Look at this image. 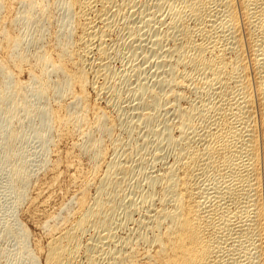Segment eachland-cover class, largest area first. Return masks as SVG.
Here are the masks:
<instances>
[{"label":"bare ground","instance_id":"bare-ground-1","mask_svg":"<svg viewBox=\"0 0 264 264\" xmlns=\"http://www.w3.org/2000/svg\"><path fill=\"white\" fill-rule=\"evenodd\" d=\"M0 48V161L16 205L47 163L26 156L25 137L46 155L74 129L90 159L73 162L66 213L40 219L44 264H264V0H0Z\"/></svg>","mask_w":264,"mask_h":264},{"label":"rangeland","instance_id":"rangeland-1","mask_svg":"<svg viewBox=\"0 0 264 264\" xmlns=\"http://www.w3.org/2000/svg\"><path fill=\"white\" fill-rule=\"evenodd\" d=\"M15 5V7L13 6L12 7V10L14 11H12L15 15H17V12H19V11H17V9L18 10H20L19 8H21V5H19V4H14ZM14 9H16V10H14ZM11 12V15L13 14ZM13 14V15H14ZM14 15V16H15ZM56 25V26H55ZM58 24H57V22L55 23V24H53V27L52 28H50L49 30H52V31H48V35L47 36H49V37H46L48 40H51L52 38H54V30L55 31H57L58 29H59V27L57 26ZM6 26H9L8 28L10 29V31H12L13 33H17V30H18V27H17V25H16V27H14L15 25L14 24H12V26H11V24L10 23H8V25H6ZM11 26V27H10ZM58 27V28H57ZM7 28V27H6ZM12 28H15V29H13L12 30ZM17 28V29H16ZM8 29V30H9ZM54 29V30H53ZM16 30V31H15ZM50 33H51V35H50ZM53 35V36H52ZM50 36H52V37H50ZM47 39H45V43H47L46 45H49V43L51 42V41H53V39L51 40V41H48ZM47 41V42H46ZM1 49L2 48H0V57H3L4 56V54L3 53H5V51L3 52V51H1ZM2 50H4V49H2ZM114 65L116 66V67H119V66H121V62L118 60V61H115L114 62ZM26 69H23L22 70V72H20V71H17V73L19 72L20 74H18V76H19V78L21 79V80H23V81H30V79H28V76H29V78H30V74H29V69L27 68V67H25ZM28 69V70H27ZM24 71V72H23ZM28 71V72H27ZM28 81V82H29ZM89 95H90V98H91V102L92 103H96L97 102V105H99L100 107H102V108H107V105H106V103H105V100L103 99V101H102V99H100V98H97V96H96V94H95V92H94V90L93 89H89ZM96 96V97H95ZM96 102H95V101ZM109 111L112 113L113 111L112 110H110L109 109ZM116 113H115V111L113 112V115L114 116H116L115 115ZM117 118H118V116H116ZM115 117V119L117 120V121H119V119H117ZM75 130L73 129V133L72 132H70V134H68L69 135V137H68V135H66L68 138H65L64 136V138L63 137H61V138H58L57 137V139L55 138V142H53V143H55V144H53V143H51L50 144V147L48 148V151H47V153H46V155H43V153H42V150H41V147L38 145V143L36 142V141H34V140H31L30 138H28V140L26 139L27 137H25V139L24 140H22V141H29L28 143L26 142V144L24 143V151H25V149L27 150V152H29L28 154L26 153V151L24 152L25 154H26V156H31V154L32 153H35L33 156H37V157H40V158H42L43 160L46 158L47 159V163H39V165L37 166H35V168H34V166H32L31 167V169L32 170H30V171H32L31 173H32V179H31V184L29 185V187H28V192L27 193H29V195H27L26 196V198H27V200L29 199V197H30V199L27 201L26 199L21 203V205H19V206H17L16 205V203H15V201H16V199L15 200H12V198H14V196H12L11 195V193H10V191H11V189H10V183H8V181L11 179V176H10V168H9V166L7 167V169L9 170V171H7V169L5 168L4 170H2L3 168V165H2V162L0 161V165H1V169H0V171L2 172H0L1 174H0V232H2L1 234H0V264H19L20 263V261H21V259H23V261H24V259L26 258V256H27V251L30 249V250H36L37 252H38V248H43L44 247V245H45V243L47 242V240H48V233H46L47 231L44 229H42V226H41V220L43 219V217L45 216V214H47V213H49V211H50V213L51 212H56V209L57 210H59L58 208H60V206H61V208H63V210L62 209H60L58 212L60 213V211H61V215L63 214L64 215V213H66V209H64V207L66 206V205H68V207L70 206V199H71V196L75 193V191H76V186L75 185H73V181H70V180H72V178H71V176H73L74 174H75V165H74V163H77V161L78 162H82V164H83V167H82V164H80L81 165V167L83 168V170H88V168L87 167H89V163H90V159L89 158H87L88 156H86L85 155V157H84V155H80V153H78L79 151L77 150L76 151V149L72 146L73 144H74V141H77L78 140V138H79V135H78V133H76V132H74ZM120 132V130H117L116 132ZM73 134V135H72ZM124 135H126V134H124ZM72 136V137H71ZM30 137V136H29ZM74 137V138H73ZM1 138V137H0ZM61 139V140H60ZM31 140V141H30ZM0 144L3 142V140H2V138L0 139ZM61 142V143H60ZM60 143V144H59ZM28 144V145H27ZM53 144V145H52ZM57 144V145H56ZM59 145V146H58ZM72 147V148H71ZM63 148V149H62ZM3 149V148H2ZM74 150V151H71V150ZM4 152H5V149L3 150ZM69 152L72 154L73 152L76 154H72L73 156H70L71 154H69ZM31 153V154H30ZM58 153V154H57ZM30 154V155H29ZM60 154V155H59ZM69 154V155H68ZM66 155H68V157L66 156ZM0 158H2L3 157V155H1V153H0ZM45 156V157H44ZM75 156H77L78 157V159H76L77 157H75ZM82 156V157H81ZM65 157V158H64ZM72 157V158H71ZM74 157V158H73ZM79 157H81L82 159H81V161H79L80 159H79ZM67 158V159H66ZM72 159V163L71 162H68V161H70L71 159ZM61 159V161H59ZM62 159H63V163H64V160H65V163H64V165H63V163H61L62 162ZM68 159H70V160H68ZM87 159H89V160H87ZM1 160V159H0ZM50 162H49V161ZM77 160V161H76ZM56 161H59V162H57V163H55ZM89 163H88V162ZM66 162H68L69 163V165H68V163H67V165H68V168L66 167L67 165H66ZM74 162V163H73ZM51 163V164H50ZM60 164V168H59V165H57V167H58V169L60 170V172L57 170V172H59L57 175H58V178H57V180L58 181H56L55 180V178H54V174H55V170L53 169L54 168V164ZM86 163V164H85ZM88 163V164H87ZM42 164H44V165H42ZM49 166V165H51V166H49L50 168V170L49 169H47V166ZM73 165L74 167H72L73 168V172H72V168H71V166ZM86 165V166H85ZM42 166V167H41ZM70 166V167H69ZM46 167V169H44ZM53 167V168H52ZM42 168V169H41ZM86 168V169H85ZM37 169H38V171H37ZM52 169H53V171L54 172H52ZM57 169V168H56ZM69 169V170H68ZM39 170H40V172H39ZM5 171V172H4ZM6 172H8V173H6ZM71 172V174H70V176H69V173ZM52 173H54L53 174V176H52ZM8 174V175H7ZM61 174V175H60ZM68 174V175H67ZM73 174V175H72ZM4 176V177H3ZM8 176V177H7ZM10 176V177H9ZM52 178H51V177ZM60 177V178H59ZM70 177V178H69ZM5 178V179H4ZM10 178V179H9ZM49 178V179H48ZM7 179H9V180H7ZM38 179V180H37ZM54 179V180H53ZM70 179V180H69ZM60 181V182H59ZM10 182H11V180H10ZM40 182V183H39ZM51 182H53V184L51 183ZM71 182H72V184H71ZM37 183V184H36ZM48 183H49V185L52 187V185H53V188H51L50 186H48L47 187V185H48ZM66 183V184H65ZM69 183V184H68ZM9 184V185H8ZM44 184H47L46 186L44 185ZM52 184V185H51ZM40 185V186H39ZM42 185V186H41ZM71 185V186H70ZM38 186V188L39 189H42V190H39V192L41 191V194L43 193V195H42V197H39V196H41L40 195V193L39 192H37V194H36V191L38 190V188L36 189V187ZM9 187V188H8ZM31 187V188H30ZM42 187V188H41ZM48 189H47V188ZM59 187V188H58ZM68 187V188H67ZM73 187V188H72ZM43 188H45V189H43ZM10 189V190H9ZM35 189H36V191H35ZM72 189V190H71ZM75 191H74V190ZM44 190V192H42ZM45 190H47V191H45ZM51 190V191H50ZM51 192V194H50V197H49V193ZM53 191H55V193L53 192ZM65 191H66V193H65ZM69 191H71L70 193H68ZM73 191H74V193H73ZM39 193V194H38ZM48 193V194H47ZM45 194H46V196L47 197H49V198H46L45 197ZM53 194V195H52ZM68 195V197L67 198H69L70 197V199H69V201L67 200V198H66V196ZM10 195V196H9ZM34 195V196H33ZM39 197V199L38 200H40V201H36L35 200V198H38ZM44 196V197H43ZM60 196V197H59ZM53 197V198H52ZM41 198V199H40ZM45 198L46 200H43V199ZM65 198H66V200H65ZM47 199H50V200H47ZM54 199V200H53ZM64 199V200H63ZM31 200H32V202H34V203H32L31 202ZM42 200V201H41ZM63 200V201H62ZM47 201V202H46ZM52 201V202H51ZM69 203H67V202ZM31 202V203H30ZM39 202H40V204H39ZM63 202H66L67 204H65V203H63V205H62V203ZM41 203H42V205H41ZM44 203V204H43ZM47 203V204H46ZM52 203V204H51ZM61 203V204H60ZM30 204H31V206H30ZM64 204H65V206H64ZM16 205V206H15ZM35 206L36 207V209L35 208H33V206ZM37 205V206H36ZM40 205V206H39ZM40 207V209H38L39 207ZM59 206V207H58ZM62 206H64V207H62ZM15 207V208H14ZM38 207V208H37ZM45 207V208H44ZM18 208V209H17ZM20 208V209H19ZM44 208V209H43ZM17 210V211H15V210ZM30 209V211H28ZM31 209H32V211H34V213H36L34 216H33V212L31 211ZM35 209V210H34ZM46 209V211L44 212L43 210H45ZM55 209V210H54ZM27 210V211H26ZM38 210H42L43 212H40L39 211V213H38ZM53 210V211H52ZM69 210V209H68ZM68 210H67V212H68ZM13 211H15L14 213H13ZM35 211H37V212H35ZM28 212L30 213L29 215H31V216H29L28 215ZM64 212V213H63ZM40 213H42L41 215H39ZM39 215V216H37L36 217V215ZM32 216H33V218L34 219H32ZM31 217V218H30ZM41 217V218H40ZM40 220V222H39V225L37 224L38 223V219ZM35 219H36V221L37 222H35ZM31 221V222H30ZM9 223V224H8ZM16 223V224H15ZM20 224V225H19ZM21 224H23L22 226H24L27 230H28V233H27V238H26V241H29V242H27L26 243V247H27V249H25V251L23 250V248L21 249V247H23V246H20V245H22L21 244V238L19 239V237L21 236V231H20V226H21ZM5 226V227H4ZM17 226V227H16ZM40 226V227H39ZM3 227V228H2ZM8 229V228H10V230L8 229L7 231L10 233V231H11V235L13 236V238H12V236L10 237V234H8V232L6 231V229ZM14 229V230H12V229ZM17 228V229H16ZM46 233H44L41 229ZM5 229V230H4ZM16 230H17V233H14V232H16ZM13 231V232H12ZM19 231V232H18ZM123 231V232H122ZM121 231V233H123V234H125V233H127L128 231L127 230H122ZM3 232H4V234H3ZM16 234H17V236H18V238L16 237ZM19 234V235H18ZM8 236V237H7ZM14 237H16L15 239H14ZM47 239V240H46ZM15 240H20L19 241V246H18V241H17V244H16V241ZM39 243V244H38ZM36 244H38V245H36ZM44 244V245H43ZM40 245V246H39ZM28 246H30V248H28ZM38 246V247H37ZM34 248V249H33ZM13 250H14V252H13ZM21 250V252H20V254L23 256V258H21L22 256L18 253L19 251ZM17 253H18V255H19V258H17L18 257V255H17ZM24 253V254H23ZM25 253H26V255H25ZM39 253V252H38ZM38 255H40V253L38 254ZM39 258L38 259H40V264H44V258L40 255V256H38ZM12 258H14V260L16 261H13V259ZM16 258H17V260H16ZM21 258V259H20ZM27 259V258H26ZM25 259V261L23 262V261H21V263L20 264H29L30 262H29V260H26ZM37 259V260H38ZM20 260V261H19ZM28 261V262H27ZM39 261V260H38Z\"/></svg>","mask_w":264,"mask_h":264}]
</instances>
